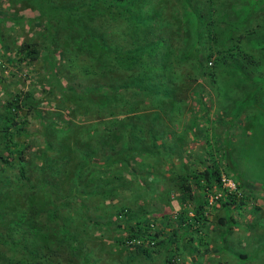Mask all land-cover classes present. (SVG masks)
<instances>
[{"label": "trees", "instance_id": "trees-1", "mask_svg": "<svg viewBox=\"0 0 264 264\" xmlns=\"http://www.w3.org/2000/svg\"><path fill=\"white\" fill-rule=\"evenodd\" d=\"M8 1L39 10L38 16L13 20H45L42 40L21 41L11 54L5 51L10 46L0 31V84L5 87L0 90V264H76L72 257L80 264H91V259L101 262L104 235L127 246H131L128 239H139L132 246L150 253L162 240L158 225L168 220L169 203L153 208L138 204L141 198L154 199L155 181L161 186L169 168L171 190L177 192L181 206L172 214L175 223L205 226L210 207L215 206L209 205L208 195L223 190V168L218 157L203 160L186 144L206 135L204 127L193 132L195 139L183 136L189 125L178 131L186 110L181 92L186 80L195 76L186 73L184 63L189 61L196 75L213 86L219 65L243 70L257 61L249 52L252 45L244 46L249 30L235 35L228 23L230 14L219 9L222 0H200L203 5L195 0H168L179 2L187 20L182 27L189 36L187 43L176 52L179 29L156 10L163 0ZM260 1L264 6V0H246L245 11L237 16L251 17ZM220 12L226 16H218ZM251 30L249 44L256 28ZM54 34L60 36L57 44L47 43L45 37L52 41ZM8 64L24 66L31 71L29 76L36 74L47 83L42 89L61 109L58 118L65 132L60 143L45 139L41 150H31L28 115L39 117L43 128L50 112L33 101L36 81L18 76L16 86L6 87ZM202 64L208 68L200 70ZM146 108L151 110L139 112ZM198 117L194 114L192 124ZM167 119L176 122L172 129ZM83 120L88 121L86 130L80 128ZM31 162L38 178L28 173ZM149 175L151 181L139 190L140 177ZM131 178L139 190L133 204L125 196L131 191ZM233 179L236 189H224L217 198L229 210L245 207L250 198L243 183ZM102 202L114 209L101 210Z\"/></svg>", "mask_w": 264, "mask_h": 264}, {"label": "rangeland", "instance_id": "rangeland-1", "mask_svg": "<svg viewBox=\"0 0 264 264\" xmlns=\"http://www.w3.org/2000/svg\"><path fill=\"white\" fill-rule=\"evenodd\" d=\"M195 1L200 2L201 5L204 3L200 0ZM184 3L187 5V1H184ZM222 3L223 5L222 7H219V9L220 11L223 10L222 13L225 12L226 14L228 12L230 14V21H228V23L236 31L235 35L246 28L249 30V34L252 35L251 28H256V31L253 32L254 37L252 44H249L250 35L246 34L243 39L247 40V42L243 40L245 44L243 45H248V47L252 45V48H249V52L255 56L257 61L249 63V65L245 66L243 70L232 67L224 68L219 65L217 68L218 74L216 77V82L213 84V86H211V83L209 80L205 79V77H198V75H196L198 71L192 64H190L189 61L187 63L185 62L184 69L186 73L191 72V74L195 76H193V79L189 78V80H186V89L181 92V96H184L186 100V110L183 114L185 120L180 121L178 131H182L180 128L181 126L189 125L190 128L187 130V132H183V136L186 135V139L187 137H192L195 139V137L197 138V135L195 136L193 132L197 131V127H204L206 129L205 134L207 136L202 134V136H198L197 141L192 143L189 141L187 142L186 140V144L193 148V153L203 160H208L212 156L218 157L222 163L223 173L227 175L229 174V176L236 178L243 183L242 189H244L245 192H247V194L250 196L247 204L249 203V200L252 201V204H256L259 203V198L261 199L260 203L264 200V38L259 37H264V6L262 5L261 1L258 2L257 7L259 5V8L255 10L252 16H249L250 19H248V15L246 18L244 16H237L239 12L245 11L246 0H222ZM0 8L2 9L0 13L2 16L0 17V31L4 35V41L10 46V48H7L5 51H7L9 54L13 53L15 45L21 41L36 38L38 40H42L41 35H43V22L45 20L44 17H41L39 20H32L31 22H27L26 20L15 21L11 18H14V16H38L39 10L22 6L20 3L11 5L8 0H0ZM157 9L161 10L162 15H165L166 17L169 16L172 21H175L176 28L179 29V35L178 33L176 34L178 35V43L176 45H180V47L176 49V52H178L179 49L182 50V48L184 50L183 46L185 43H187L189 36L182 30V27L187 20L184 21L186 18L184 17V12L182 13L183 15L181 14L179 2L176 1L169 3L168 0H163L156 5V10ZM202 10L205 11V8H202ZM222 13L220 12L218 16H226ZM7 15L8 18L4 17ZM216 22L219 23L217 20ZM214 25L215 22H213V26ZM173 32L175 33L177 31L174 29ZM57 39H60V36L57 34H54L52 41H49L47 37H45V41L47 43L51 42L52 44H57ZM0 50H3L1 43ZM55 54L57 55L56 51ZM212 60H214V56H212L211 61ZM0 62H3L1 57ZM207 63L208 65H212L210 64V60ZM8 66L9 67H7L4 72V83H6V87L11 89L16 86V80L18 76L26 77V81L28 82L36 81L38 86L36 87V90L33 94V101L39 106H46V111L49 110L50 112V117L47 119V124L43 128L41 127L39 117L35 116L33 113L28 115V129L33 132L32 140L34 142L31 150L36 148L38 151L41 150L45 139L52 140L53 142L58 140L57 142L60 143L61 137L65 132V130L61 127V121L58 118L61 114V109L59 104H52L50 102L51 98L48 96V93H46L45 89H42V86L47 84H44L45 80L40 79V77H38L36 74H31V76H29L27 73L31 71L24 66L17 67L15 64H8ZM207 68V66L202 64L200 70L203 71ZM1 71L2 70L0 68V78L2 76ZM0 86V90L5 88L1 84ZM198 87H202L203 90L199 92ZM2 93L3 91L0 92V98ZM201 97L202 101L205 102V108H203V102L200 99ZM223 104L225 105V108L222 107ZM149 110L151 109L146 108V110H140L139 112L148 113ZM164 114L165 113H162L163 117H165ZM194 114L199 116L195 125L192 124L193 121L191 120ZM62 117L66 118L67 115L64 114ZM52 120H54V122H52ZM167 122L171 129L176 125L175 121L171 122L167 119ZM79 124L81 125L80 128L82 127V130H86L88 121L83 120ZM97 127H100V123H97ZM206 137L208 142L205 141ZM188 158L189 157L187 156V159ZM101 160H104V158H101ZM184 160H186L185 157ZM175 162L179 163V160L178 162ZM27 170L29 174L33 175V177L38 178V172L36 170L35 163H28ZM139 170L141 171V169ZM150 177L151 175L146 178L140 177V182H138L140 186V188H138L139 190L142 189L141 185L143 183L145 184L146 182L151 181ZM133 180L135 179L131 178V191L127 192L129 194L125 195H129V197H131L132 201H128L131 204H133V198L136 199V195L139 193V190L134 189V186H137L138 184ZM155 185L156 191L153 193L154 199H150V202H148L144 201L140 197V200L142 201H140L138 205H145V208H153L155 204L164 205L165 203L166 205L167 202L170 204L168 201L169 198L165 194H162L163 186H159L157 181H155ZM165 198H167V201ZM169 200L174 206L177 204V200L175 198H170ZM100 209L103 211H108L113 210L114 208L108 207L107 202H102ZM233 211L234 215L237 216V221H241V218L243 217H245L246 220L250 219L249 216L251 212L245 208L241 211ZM252 215L253 217L256 216L255 213H252ZM257 221L258 219H256L255 222ZM103 238L106 240L105 244H103V251H105V254L103 251L101 252L103 260L100 262L91 259V264H126L125 260L119 262L115 259L119 256L116 253H118L117 250L120 243L114 242V240L110 237H107V235H104ZM253 241L255 242L252 243L253 246L260 245L262 248L260 252L261 254H259V257H261L264 254V234H261L260 240H258L257 234H255V239ZM93 245L94 244L92 243V246ZM89 246L90 245H88V247ZM107 247L110 248V252H107ZM95 248L93 246L92 250L98 249L97 246ZM99 252L97 250L96 254L98 255ZM91 256L92 252L90 253V257ZM72 258H74L76 264H80L78 259L75 257ZM93 258H95V256H93ZM262 259L263 257H261V263Z\"/></svg>", "mask_w": 264, "mask_h": 264}, {"label": "crops", "instance_id": "crops-1", "mask_svg": "<svg viewBox=\"0 0 264 264\" xmlns=\"http://www.w3.org/2000/svg\"><path fill=\"white\" fill-rule=\"evenodd\" d=\"M167 172L165 175L167 178L161 184L162 194L164 193L169 199L177 200V192L171 190L170 168ZM258 200L255 210L252 208L251 200L249 205L241 209L232 206L230 210L217 203L214 207H210L206 225L203 227L194 224L180 226L176 224L172 214L181 206L178 202L174 206L170 201L166 209L169 210L168 220L158 225L162 231H160L161 242L148 254L142 253L136 246L119 244L116 253L119 256L115 259L119 262L125 260L126 264H264V254L261 256L262 263L259 257L262 248L260 245H252L255 243L253 241L255 234L258 240L261 234H264V200L261 203V199ZM244 208L251 212L250 219L246 220L243 217L241 221H237L233 210L241 211ZM252 213L256 216L253 217ZM229 216L235 221L230 222ZM106 250L111 251L109 247Z\"/></svg>", "mask_w": 264, "mask_h": 264}, {"label": "built area", "instance_id": "built-area-1", "mask_svg": "<svg viewBox=\"0 0 264 264\" xmlns=\"http://www.w3.org/2000/svg\"><path fill=\"white\" fill-rule=\"evenodd\" d=\"M221 184H222V188L223 190L225 189L227 192L228 191H234L236 189V182L235 180L227 175V174H224L222 172L221 174ZM223 190H219V191H210L209 195H208V203L209 205H212V204H217L219 203V201L217 200V198H219L223 192ZM139 242V239H136V238H132V239H128L127 240V243L131 244V245H134L135 243H138Z\"/></svg>", "mask_w": 264, "mask_h": 264}]
</instances>
